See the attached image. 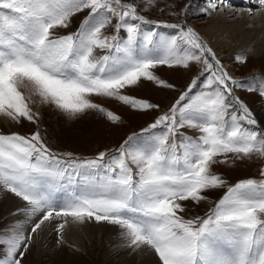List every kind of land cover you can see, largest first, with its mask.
<instances>
[{"label":"snow or ice","instance_id":"obj_1","mask_svg":"<svg viewBox=\"0 0 264 264\" xmlns=\"http://www.w3.org/2000/svg\"><path fill=\"white\" fill-rule=\"evenodd\" d=\"M155 5L156 0H0V114L17 123H36L38 114L29 106L33 98L70 118L96 110L117 123L121 117L93 97L111 98L133 110L159 109L124 90L142 81L174 87L156 75L159 65L187 68L196 62L203 65L201 75L208 73L204 91L192 95L199 76L193 78L168 111L141 130L147 142L138 143L133 134L115 154L101 151L80 160L65 153L69 159H64L39 130L29 136L0 134V190L26 202L18 212L38 217L32 233L60 218L58 233L68 218L81 224L106 222L122 229L129 247L152 250L159 264H264V167L258 177L235 184L213 170L218 163L264 157V132L243 126L241 121L257 124L234 94V87L243 84L224 70L194 28L164 25L179 30L173 37L142 31L148 21L138 9ZM209 7L217 8L212 0ZM86 9L90 11L76 32L56 34L55 29L67 27L73 15ZM113 19L116 34L103 35ZM98 50L107 51L100 55ZM235 59L246 62L244 54ZM21 87L28 90L27 98ZM248 90L264 96V81L259 89ZM185 127L199 136H183L178 129ZM74 184L81 186L57 202L55 193ZM215 188L227 190L209 213L185 219L184 202L199 203ZM19 228L18 221L0 230V245L5 246L0 264H22L32 236ZM221 243L230 251L221 249Z\"/></svg>","mask_w":264,"mask_h":264},{"label":"rangeland","instance_id":"obj_2","mask_svg":"<svg viewBox=\"0 0 264 264\" xmlns=\"http://www.w3.org/2000/svg\"><path fill=\"white\" fill-rule=\"evenodd\" d=\"M127 2H135L137 4H141L142 0H125ZM218 3H216L217 6ZM187 5V7H185ZM255 6V5H254ZM258 6V5H257ZM253 7V6H252ZM239 9H231L233 13L227 12L230 10V7L225 6H217L216 10H213L206 6H203L200 3V0H156V5L154 7L148 8L146 11L138 9L140 12H144L141 14L145 18L147 14L153 17V19L157 20L158 22H165L171 21L175 22V24H180L182 26L189 25V23L199 25L200 23L204 22L206 18L210 15V13H217L226 14V20H234L240 16V11L243 7H238ZM202 9H207V11H202ZM244 9V8H243ZM258 7L252 12L248 11L246 14V19H249V25L246 24L244 27H252L254 26L257 30H262L264 28L263 20L260 18L253 17L256 15L255 11ZM183 10V11H182ZM245 10V9H244ZM264 10V9H260ZM252 14V15H251ZM80 16V12L76 13L70 18V23L67 27L64 28H72L76 24L77 17ZM180 19V20H178ZM255 19V20H254ZM261 20V21H260ZM148 23H144L141 25L142 30L154 29V26L150 20H147ZM113 23L116 22L115 19L112 21ZM150 23V24H149ZM152 24V25H151ZM165 24V23H164ZM157 26V25H156ZM145 27V28H144ZM147 27V28H146ZM158 27V26H157ZM61 28V29H64ZM108 30H113L112 24L108 27ZM105 31V32H106ZM111 34L114 35V32L111 31ZM123 31H121L120 35H123ZM56 34H60V32H56ZM110 35L106 33V36ZM127 35V34H126ZM126 38V36H125ZM216 57L221 59V64L223 68L226 69L225 61L230 62V64L236 70L238 76H240L237 81L241 83H248L250 79L247 77H242L249 73L257 72L255 69L259 68L261 72L264 73V58L261 59L259 56H252L250 54H246V62L239 63L236 61L235 56L236 54L240 53H232L228 52L225 53L223 56L215 51L214 52ZM202 63L190 62L188 68H191L192 71L190 72L189 76L191 77L193 74L196 77L201 75L202 69L199 67ZM191 66V67H190ZM175 68V69H174ZM184 67L182 66H174L168 69L167 65H160L158 68L155 69L156 75L161 78L162 80L166 81L168 84L173 85L172 88H165L159 89L162 93H165L170 97L169 99L172 101L164 100V96L160 95L161 93L155 92L151 86H156L155 83L150 81H142L139 85L132 86L124 90L126 94L133 96L137 99L146 100L152 104L159 105V109H152V110H133L129 106L123 104L120 101L105 98V97H93L94 101L97 104L102 105L107 110L112 111L113 113L119 115L121 120L117 123H113L109 121L106 116L96 110H86L84 113L77 115L74 118H70L65 113L57 109L54 105L49 104H42L39 101V98H33L35 103L29 102V106L32 108L33 113L38 114L36 123H32L28 120L22 119L19 123L13 121L10 118V123L7 125V120L0 122V132L11 134V133H19L21 135L29 136L31 133L39 130L41 133L44 141L48 144V146L52 149L53 152L58 154L64 159H69L68 157H64L63 154L65 153H72L76 159V156H83L87 155L91 158H94L98 152L104 151L108 154H115L120 149H115L118 145H122L126 140L125 137L131 130H136L142 127H148L149 124L153 123L154 120L162 113L168 111L173 103L179 98L182 94L183 88H188L189 81L192 80L188 77L187 79H183L181 77V81L178 82L177 78L172 79L169 77L167 70H183ZM232 77L234 75L229 73ZM204 76V75H203ZM241 77L243 79H241ZM201 77H199L200 79ZM208 78V73L205 75V79L201 81V83H205ZM175 80V82H173ZM189 80V81H188ZM177 82V83H176ZM200 82V81H199ZM199 84V83H198ZM186 85V86H185ZM203 87L205 84H201ZM135 87V88H134ZM157 87L161 88V86ZM238 91V96L240 98L249 97L253 99L256 93L260 94L257 91H249V87H234ZM258 89V88H256ZM167 90V91H166ZM21 91L25 94L26 98L28 97L29 93L28 90L24 87H21ZM193 93H199L194 91ZM192 93V94H193ZM177 94V95H176ZM240 94V95H239ZM176 95V96H175ZM175 96V97H174ZM248 99H246L247 101ZM169 104V105H168ZM260 126L264 127V118L261 119ZM259 124L255 125L254 127L258 130V132H264ZM185 128L178 129V132H182L184 130H188ZM193 131H197L196 129ZM231 156V154H229ZM84 157V156H83ZM88 159V158H84ZM264 167V157H260L258 155H254L251 158H244L240 160L230 161L227 164L218 163L213 166V170L220 174L228 184H235L241 179L245 178H255L258 177L260 169ZM251 175V177H250ZM254 177H253V176ZM79 185V184H78ZM69 186L66 190H60L59 192H66L68 195L70 194ZM80 187V185H79ZM223 188H216L215 192L213 190H207L204 195L207 197L205 205L202 204L201 206L193 205V209L196 215L190 216L185 215L183 213L185 219L201 217L205 215L212 207H214V201L216 200L218 195H223L224 192H220ZM204 200V201H205ZM210 200V201H209ZM64 200H59L57 202H62ZM192 202L193 201H187ZM2 202L0 201V230L6 229L11 225V218L10 215L6 217V214L2 213L1 205ZM19 207L18 209H20ZM3 214V215H2ZM7 219V220H6ZM22 222V221H21ZM61 223V222H59ZM79 227H81V223H75ZM32 226V225H31ZM30 224L27 227H31ZM30 230L26 233L23 231L24 235L27 236L31 235L32 239L29 242L28 250L23 257L22 264H120L118 261L108 260L101 255L93 254L92 260H87L86 257H80L74 253L71 246L66 247L64 250L58 249L60 251L57 252L56 248H53V243L60 247L58 244L60 242L61 234L58 233L54 234V231L51 230L49 233L48 239V248L52 246V249H46L45 252L41 254L39 257L38 247H36L37 243L33 239V233ZM3 235H11L10 232H4ZM35 241V242H33ZM36 244V245H35ZM50 244V246H49ZM67 245V244H66ZM224 243L219 244V247H222ZM65 246V245H64ZM3 245H0V257L2 258L4 253ZM96 245H93V253L96 251L94 250ZM69 250V251H68ZM227 251L228 249H223ZM44 251V250H43ZM96 253V252H95ZM153 253V257L155 260H158V257ZM37 254V255H36ZM75 255V257H72ZM79 258V261L75 260ZM156 260V261H157ZM159 262V260H158Z\"/></svg>","mask_w":264,"mask_h":264},{"label":"bare ground","instance_id":"obj_3","mask_svg":"<svg viewBox=\"0 0 264 264\" xmlns=\"http://www.w3.org/2000/svg\"><path fill=\"white\" fill-rule=\"evenodd\" d=\"M216 3L218 2L216 1ZM216 3L214 2L215 5ZM229 7L230 10L227 12V14L233 13V11H231V9L233 8L239 9L238 7L240 8L243 7L245 10L243 8L239 10L240 16H238V18L234 20L227 21L228 19L226 20L225 18L226 14L224 15L223 12L221 14H217L214 12V14L210 13V15L206 18V20L200 23L199 25L189 23V25H184V26H190L194 28L199 33L202 41L205 42L212 49L213 52L217 51L220 54V56H223L225 53L232 52V53L244 54L245 56L246 54H250L252 56H259L261 57V59H263L264 58V28L262 30H257L254 26L244 27V25L246 24L249 25V23H251L249 22V19H246L247 12L250 10H251L250 12H252V10L256 9L257 7L258 9L255 11L258 12H256V15H254L253 17L260 18L261 20H263L264 23V10H260L261 8L264 9V6H261L260 4H252L247 1H234L231 3V6ZM117 10L119 9L117 8ZM146 20L149 19L146 18ZM162 23H165V25L175 24V22H171V21H165ZM157 26L161 29L164 27L163 25H157ZM167 28L170 30L168 31L169 33H160L159 35L164 37H173L178 34L179 31L178 29H173L169 27ZM142 31L145 33L154 32L153 29L142 30ZM107 33L110 34L107 36L113 35L110 32ZM219 60L221 62V59ZM224 64L226 66V69L224 68V70L227 71L228 74L231 72V74L234 75V77H232L230 74L229 75L233 79L237 80L240 78V76L237 75V73L235 72L236 70L230 64V62L225 61ZM170 68L172 67L168 66V69ZM255 70H260V69L257 68ZM191 71L192 69L187 67V68H183V70H167V73L169 77H171L172 79L177 78L178 82H180L182 80L181 77H183V79H187L188 77L190 78L189 74ZM205 75L201 76V78L199 79L200 81L199 83H201V81L205 79ZM173 82H175V80H173ZM151 87L155 92L161 93L160 95L164 96L165 101L167 100L169 101V103L172 101V99L171 100L169 99L170 97H168V95L162 93L159 90L162 89V87L159 88L157 87V85ZM235 96L239 97L237 94H235ZM253 97H254L253 99L246 97V99H248L247 101L245 98L239 97V99L247 105L253 117L257 119V123L260 124L261 119L264 118V96L256 93ZM5 120H7L8 122L7 125H8L10 123V118L7 117L6 115L0 114V122ZM139 138L140 137H138V139ZM211 190L215 192L216 188ZM59 194L63 197L60 199H57V197H55L57 201L61 199L65 200L68 197V194L66 192H59ZM0 201L2 202L1 212L6 214V217L10 215L9 218H11L10 220L12 221L10 226L15 225L18 221L20 222V228L16 229V231L28 232V230L32 228L34 223L38 222V217H32L31 219H29L25 213L18 212V208L19 207L22 208L26 202L22 201L14 194L7 192L6 190H0ZM184 203L186 206L185 215L193 216L196 215L193 209L194 207L193 205L195 204L197 206H201L202 204L205 205L206 200L205 201L202 200L199 203L196 202L193 203L184 202ZM62 220L63 218L54 220L52 222H45L40 229H38L35 233H33V239L37 243V245L36 244L35 245L36 247H38L39 257L43 252L46 251V249L49 250L52 249L51 248L52 246H50V244H49L50 248H48L47 238L49 237V233H51V230L54 231V234L55 232L56 234H58V232L56 231L57 224H59V222H62ZM29 224L30 226L31 225L32 226L27 227ZM121 233H122V229L119 226L111 225L106 222H101V223H97L95 221L85 222L82 223L81 227H79L77 224L72 222L71 218H68V223L60 233L62 236V242L58 241L60 242L58 244L60 247H57V245L53 243V248H56L58 252L60 251L58 249L64 250L66 247L71 246L72 250L76 255L80 257L81 256L86 257L87 260H92V256L94 254V256L101 255L102 257H105L108 260L118 261L120 262V264H159L158 260L156 259L157 260L156 261L155 258L153 257L152 250L147 248H144L142 250L141 249L134 250L132 247L128 246V241L126 240L125 237L121 235ZM93 245H96V248L94 249L96 250L95 251L96 253L95 252L93 253L92 250ZM72 257H75V255H73ZM75 260L79 261V263L80 261H82L79 258H76Z\"/></svg>","mask_w":264,"mask_h":264}]
</instances>
